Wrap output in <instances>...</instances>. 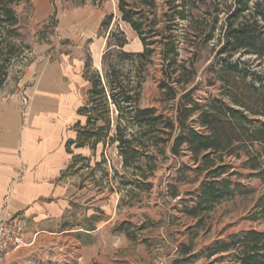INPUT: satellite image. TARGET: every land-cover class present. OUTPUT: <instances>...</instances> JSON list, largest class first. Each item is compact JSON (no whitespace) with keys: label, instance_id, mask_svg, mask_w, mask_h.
Instances as JSON below:
<instances>
[{"label":"trees","instance_id":"16d2710c","mask_svg":"<svg viewBox=\"0 0 264 264\" xmlns=\"http://www.w3.org/2000/svg\"><path fill=\"white\" fill-rule=\"evenodd\" d=\"M20 1L0 0V46L5 41L10 50L15 45L11 37L20 35L22 28L17 11ZM115 1L121 20L137 33L142 49H126L125 32L110 30L102 69L89 61L85 65L89 88L78 112L86 121L76 124L77 139L69 141L68 147L95 148L100 142L116 145L131 177L126 180V174L122 175L123 184L142 191L152 188L149 179L161 157L167 158L169 153L178 159L182 152L191 154L198 164L195 171L206 172V178L195 192V204L184 211L198 217L213 204L234 196L241 186L231 177L222 178L231 168L224 156L246 154L245 165L263 167L260 159L264 154L254 148L256 144L264 147V72L257 73L250 60L242 57L264 59V0ZM111 21L112 15L102 27L108 29ZM48 27L44 25L45 31L39 32L40 39ZM208 47L215 49L208 67L215 78L208 85H215L218 78L229 102L210 98L203 105L194 96L198 63ZM4 66L0 64V71ZM150 78L157 82L162 100L174 102L173 114L155 105H142L143 86ZM169 188L173 196L178 195L175 184L170 183ZM261 208L256 213H263ZM229 251L235 254L228 262L220 257L208 264H264V231L251 229L217 241L207 249L206 257ZM181 252L189 255L193 250L184 245ZM198 257L183 260L194 262ZM180 262L175 260V264Z\"/></svg>","mask_w":264,"mask_h":264},{"label":"rangeland","instance_id":"374dc122","mask_svg":"<svg viewBox=\"0 0 264 264\" xmlns=\"http://www.w3.org/2000/svg\"><path fill=\"white\" fill-rule=\"evenodd\" d=\"M17 11L22 19L20 35L11 37L15 44L12 51L5 41L0 46V64H5L0 71V98L24 88L35 65L42 60L64 64L81 80L82 86L86 85V94L89 85L84 78L85 65L89 61L102 69V55L111 29L125 32L129 41L126 49H142L137 33L121 20L115 0H21ZM110 15L109 28L102 27ZM44 25L49 27L44 39H40ZM214 54L215 49L206 48L198 63L194 96L203 105L210 98L229 102L222 95L218 78L215 85H208L209 79L215 78L208 72ZM9 56L11 62H7ZM242 59L250 60L257 73L264 72V59L255 55ZM173 104L162 100L154 79L144 84L143 106L155 105L171 115ZM85 147L84 152L74 157L69 169L76 187L75 231L69 234L73 244L68 250L60 242L55 264H175L176 259L183 261L179 264H208L220 257L226 263L235 251L207 258V249L236 233L251 229L264 231V212L256 213L264 207V156L260 159L261 170L245 165L248 155L244 153L241 158L224 156L231 168L222 178L231 177L241 186L234 196L194 217L184 208L195 204V192L205 180L206 172L195 171L198 164L193 162L191 154L182 152L178 159L169 153L167 158L161 157L149 179L152 188L142 191L123 184L122 175L126 174V180L131 177L123 168L116 145L100 142L95 148ZM254 149L264 154L262 145L256 144ZM181 163L191 168H183ZM170 183L178 188L177 196H173ZM254 216L258 219L254 220ZM184 245L191 246L193 252L182 255ZM195 254L200 257L194 262L183 260Z\"/></svg>","mask_w":264,"mask_h":264},{"label":"crops","instance_id":"0c3cea01","mask_svg":"<svg viewBox=\"0 0 264 264\" xmlns=\"http://www.w3.org/2000/svg\"><path fill=\"white\" fill-rule=\"evenodd\" d=\"M85 87L64 64L42 60L24 88L0 98V217L22 211L28 224L25 244L5 264H55L60 242L73 244L69 169L87 147L68 142L86 121L78 112Z\"/></svg>","mask_w":264,"mask_h":264},{"label":"built area","instance_id":"2783aa9c","mask_svg":"<svg viewBox=\"0 0 264 264\" xmlns=\"http://www.w3.org/2000/svg\"><path fill=\"white\" fill-rule=\"evenodd\" d=\"M27 225L22 211L0 217V264H5L25 244Z\"/></svg>","mask_w":264,"mask_h":264}]
</instances>
